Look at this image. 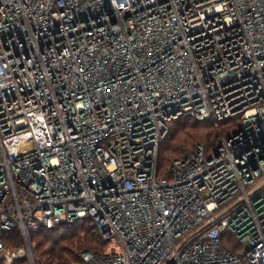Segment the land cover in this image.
<instances>
[{
  "label": "built area",
  "instance_id": "1",
  "mask_svg": "<svg viewBox=\"0 0 264 264\" xmlns=\"http://www.w3.org/2000/svg\"><path fill=\"white\" fill-rule=\"evenodd\" d=\"M179 117L238 127L160 175ZM82 218L80 264H264V0H0V259Z\"/></svg>",
  "mask_w": 264,
  "mask_h": 264
},
{
  "label": "trees",
  "instance_id": "2",
  "mask_svg": "<svg viewBox=\"0 0 264 264\" xmlns=\"http://www.w3.org/2000/svg\"><path fill=\"white\" fill-rule=\"evenodd\" d=\"M182 119L195 120L198 125L202 127H207L209 132L205 136L210 141H199L201 145H204L207 151H214L219 144V141L223 137L230 136L233 134L238 127L237 119H228L217 124H214L212 121H199L192 117H179L178 119L171 121L168 124V130L173 123H176ZM166 136V135H165ZM164 138L160 141L159 153H158V170L160 175H166L167 169L172 162V160L182 156H175L167 167H161L162 161H165L166 152L172 153L184 146L185 139H175V136H170V141L166 142V146H163ZM195 137L193 136L192 139ZM163 146V148H162ZM195 147V146H194ZM194 147L186 148L185 150H193ZM164 150V151H163ZM83 233L84 238H79L76 241H73L72 235L75 233ZM55 235V241H52L50 245H47L49 236ZM94 237L96 242L100 240L99 234L96 232L95 225L93 221L89 218H82L71 223H61L58 227L52 229H45L38 232L31 233L30 239L32 243V251L36 262L38 264H80V259L78 253L84 250H88L92 253H97L101 250H96L98 247L96 244L93 249H88L87 238ZM2 239L5 244L11 248L19 247L22 245L19 233L17 230H12L10 232H4ZM224 242L227 246H230V240L226 238ZM65 241H70L69 245L64 244ZM63 242V243H61ZM71 245L73 247H71ZM83 247V249H81ZM86 248V249H85ZM0 264H5L2 259H0ZM10 264H27L26 259H17Z\"/></svg>",
  "mask_w": 264,
  "mask_h": 264
},
{
  "label": "rangeland",
  "instance_id": "3",
  "mask_svg": "<svg viewBox=\"0 0 264 264\" xmlns=\"http://www.w3.org/2000/svg\"><path fill=\"white\" fill-rule=\"evenodd\" d=\"M209 132L207 127H202L200 125H198V123L190 119H182L176 123H173L169 130L167 128L166 131V136L163 142V146H166V142L170 141V136H175V139H185V144L184 146H180L179 149H177L176 151L169 153L166 152V157L164 158L165 161H162L161 167H167L168 164L171 162V160L175 157V156H179L181 154H183V151L186 148H191L196 146L198 143H200L199 141H210L209 139L211 138H207L205 137ZM195 137L194 139H192V137ZM164 138V137H163ZM162 146V148H163ZM164 151V150H163ZM83 233H80V231L78 233H75L72 235V240L76 241L78 240L80 237L84 238V236H82ZM49 236V235H48ZM49 240L47 241V245H50V243L52 241L57 240L55 235H51L49 236ZM80 238V239H81ZM88 241V249H93L94 245L96 244L98 247H96V250H110L113 249L114 247V243L115 240L111 239V240H107V241H102V239L98 240L96 242V239L94 237H90L87 238ZM63 243V242H61ZM70 241H65L64 244L69 245ZM71 247H73L71 245ZM83 249V247L81 248ZM86 249V248H85ZM120 248L116 247L115 248V252H119Z\"/></svg>",
  "mask_w": 264,
  "mask_h": 264
},
{
  "label": "water",
  "instance_id": "4",
  "mask_svg": "<svg viewBox=\"0 0 264 264\" xmlns=\"http://www.w3.org/2000/svg\"><path fill=\"white\" fill-rule=\"evenodd\" d=\"M103 232H104V230H103Z\"/></svg>",
  "mask_w": 264,
  "mask_h": 264
}]
</instances>
